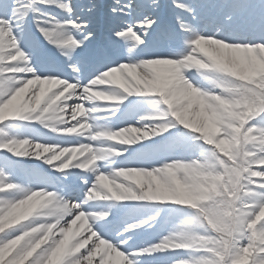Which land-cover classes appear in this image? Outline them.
<instances>
[{"label": "snow or ice", "instance_id": "snow-or-ice-1", "mask_svg": "<svg viewBox=\"0 0 264 264\" xmlns=\"http://www.w3.org/2000/svg\"><path fill=\"white\" fill-rule=\"evenodd\" d=\"M240 59L264 63V0H0V109L24 98L0 119V219L37 193L56 206L0 228V264H264V220L255 223L264 210V73L242 78L227 66ZM165 66L177 74L161 85ZM187 89L206 103L244 93L251 111L234 135L217 112L220 138L260 141L231 156L240 213L212 249L178 231L198 209L152 191L170 186V170L183 168L177 179L188 183L209 157L226 164L185 119L197 108ZM125 134L133 138L116 139ZM147 205L173 207L139 210Z\"/></svg>", "mask_w": 264, "mask_h": 264}, {"label": "bare ground", "instance_id": "bare-ground-1", "mask_svg": "<svg viewBox=\"0 0 264 264\" xmlns=\"http://www.w3.org/2000/svg\"><path fill=\"white\" fill-rule=\"evenodd\" d=\"M232 71L235 70L237 73H242L243 75H249L251 77L257 76L258 73H264V63H261L259 61H256L254 59H240L238 61L233 62L231 65H227ZM177 74V69L174 66H165L161 70V77L159 83L161 85H166L171 79H173ZM103 87V86H101ZM198 97H191L192 104H195L197 106L195 111H192L191 109L185 113V119L191 118V122L195 124L198 129L203 133V135L206 137V139L214 143L216 142L219 148H224L223 142L226 140L223 138H220V132L221 129L217 127V121H213L210 116V112L207 107H201L198 103ZM211 104H213L218 112L223 116V128L222 131L227 136H232L235 134L234 129L235 126H242L241 125V110L245 109V106H243L240 102L233 101L232 103L228 104L229 107L227 110H224L221 106L220 101L211 100L209 101ZM24 103L23 96L19 97L15 104L10 105L8 108L7 114H4V109H0V119L5 118L7 115L12 114L19 106H21ZM146 111H151V108L148 106H145ZM38 129L40 132H45L46 130L43 128H40L39 125L34 126ZM119 127V125H117ZM50 135V134H49ZM243 135H238L237 138H241ZM260 141L258 140H249L247 142V147H255L258 146ZM135 147V146H134ZM24 163L27 164H38V161H29L25 160ZM204 167L202 169H196L194 172H192V178L188 181V183L195 184V183H202L204 181H209L210 178H214L216 176V169L214 168V164L210 161L208 158L205 161H202ZM184 175L183 172L178 173L177 175ZM172 181V180H171ZM243 182V181H242ZM181 184H186L182 183ZM173 189L176 188V185L172 183ZM159 184H155L152 188V191L155 195L163 196L164 199H168L167 192H162L158 188ZM193 188H196V186H193ZM239 195L241 198L243 197V191L240 188V185L238 187ZM198 195H201V191L198 193ZM172 197L177 199V203L184 205L183 203L186 201H189L191 204L189 206L194 207L196 200H190L183 196V194L177 190L172 193ZM184 201V202H183ZM137 203V202H135ZM238 203L236 201L234 203V213H233V224L238 219V214L240 213V209L235 206V204ZM170 207H173L172 205H168ZM134 211L136 209H133ZM48 213V211H47ZM45 214V216H48V214ZM146 213V212H145ZM46 217H44L45 219ZM264 218V210H262V213L256 217L255 223H258L260 220H263ZM42 219V218H41ZM183 223V222H182ZM179 232L183 233V238L187 240L192 247L194 248H207L212 249L210 243L207 241V239L204 236H200L199 233L201 232L200 229L194 227L191 224H187L186 226L179 228ZM190 235H194V237H190ZM112 264H121L120 260L118 258H113Z\"/></svg>", "mask_w": 264, "mask_h": 264}, {"label": "rangeland", "instance_id": "rangeland-1", "mask_svg": "<svg viewBox=\"0 0 264 264\" xmlns=\"http://www.w3.org/2000/svg\"><path fill=\"white\" fill-rule=\"evenodd\" d=\"M238 74L245 76L242 73H238ZM246 76L247 78L251 77L249 75ZM242 95L245 94L244 93L235 94L236 101L240 102L243 106H245V109L241 110V115H240L241 119L246 117L250 112L249 111L250 106L241 100ZM236 127L237 125L235 126V128ZM237 139H238V143L235 146H230L227 142L224 141L222 143L224 148H219V149L217 143L216 142L213 143L217 151L225 158L226 161V164L222 165L215 158L209 157L210 161L214 164V168L216 169L215 171L216 176L214 178H210L209 181H204L202 183H195V184L186 183L192 186H196V188H199L201 191V196L206 197L204 199H198V201H196L195 204H192L194 205V208L198 209V215L200 218L198 220L191 218H187V219L191 220V222L188 224H191L194 227L200 229L201 232H208L209 230H211L212 232L216 233L215 237L204 236L207 239V241L210 243L212 248L216 247L219 241L229 239L228 232L221 231V229L225 228L226 225L233 224L234 203L237 201V197H241L238 191L239 184H237L236 187L233 188V184L236 182L237 178L235 174L231 172V165L235 163V161L231 160V156L234 152H242L243 148L246 147L248 141L246 142L244 136ZM241 164H243V160H241ZM177 176H180L182 178L184 175L182 174ZM177 180L180 181V179ZM172 183L174 182L172 181ZM166 187H170L173 189L172 184ZM205 189L207 191H204ZM172 193L173 192H167L168 199L177 202V199L172 197ZM233 193H235V195H233ZM158 197L160 199H164V197L161 195H159ZM125 203L128 204L129 206L135 204L134 202H125ZM183 204L189 206L191 203L189 201H186ZM156 208H171V207L168 205H147L145 208L139 210L147 213L149 211H154ZM213 209L215 211H213ZM14 210L10 214L14 213ZM47 211H48L47 209L36 208L32 212H37L38 216L41 218V216L44 215ZM10 214L6 216L9 218L8 220L9 224L21 220L19 218L12 217ZM13 219H15V222H12ZM190 237H194V235H190ZM241 264H247V259L242 260Z\"/></svg>", "mask_w": 264, "mask_h": 264}, {"label": "clouds", "instance_id": "clouds-1", "mask_svg": "<svg viewBox=\"0 0 264 264\" xmlns=\"http://www.w3.org/2000/svg\"><path fill=\"white\" fill-rule=\"evenodd\" d=\"M233 71H235V70H233ZM242 78H247V76H242ZM183 95L188 96V97H197V94L195 93L194 89L185 90ZM173 98H175V97H173ZM214 99L215 98H210L209 101L214 100ZM209 101L206 103L204 99H200V98L198 99V103L202 108L203 107L208 108V110L211 114L210 118L213 121H217L218 110ZM221 106L224 110H227V108L229 107V105L225 104V103H221ZM3 111H4V114H7L8 108L4 109ZM249 111H251V109ZM132 138H133L132 134H125V135H121V136L116 137V139L121 143L127 142L128 140H131ZM23 148H24V145H20V146H18L17 150H21ZM106 158L110 159V156H107ZM183 171H185L183 168H176V169L170 170L168 173V175L171 177V180L176 185L175 189H172L170 187H166L163 185H158L159 190L162 192H175V191L179 190L183 194L184 197H186L190 200H193V201L196 199L206 198L204 196L198 195V193L200 192L199 188H193V186L189 185V184H181L180 181L177 180V178H176L177 174L180 172H183ZM112 188L117 193L123 192V190L118 185H112ZM204 191H207V190L205 189ZM36 208L47 209L48 215L55 214V211H56V206H55V204L52 203V201L50 199V195H43V194L37 193V194H34L33 196H31L28 200H25L20 205H18L16 207V209L14 210V213H12L10 215L14 218L23 219L27 215H29L33 210H35ZM8 220H9L8 217H5L4 219H0V228L7 226ZM12 222H15V219H13Z\"/></svg>", "mask_w": 264, "mask_h": 264}]
</instances>
